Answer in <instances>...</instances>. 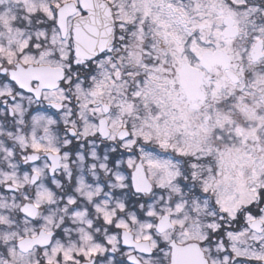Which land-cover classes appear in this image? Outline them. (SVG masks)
I'll list each match as a JSON object with an SVG mask.
<instances>
[{"label": "snow or ice", "instance_id": "6c2138e0", "mask_svg": "<svg viewBox=\"0 0 264 264\" xmlns=\"http://www.w3.org/2000/svg\"><path fill=\"white\" fill-rule=\"evenodd\" d=\"M0 264H264V0H0Z\"/></svg>", "mask_w": 264, "mask_h": 264}]
</instances>
